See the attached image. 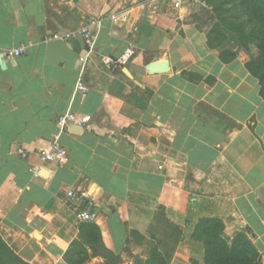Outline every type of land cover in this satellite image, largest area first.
<instances>
[{
    "label": "crops",
    "instance_id": "crops-1",
    "mask_svg": "<svg viewBox=\"0 0 264 264\" xmlns=\"http://www.w3.org/2000/svg\"><path fill=\"white\" fill-rule=\"evenodd\" d=\"M201 8L190 0L179 9L172 0H0V235L23 260L68 264L80 241L90 253L81 264H105L103 249L118 256L113 264H129L133 236L154 222L168 232V220L181 235L171 264H205L203 253L186 254L203 249L194 233L206 219L222 223L229 243L247 234L264 255V99L247 57L223 62L209 48ZM91 18L101 26L84 66L81 40L48 38ZM27 43L24 55L7 58ZM127 49V64L106 63ZM155 62L164 70L151 72ZM72 112L91 119L59 134L60 116ZM56 138L69 163H47L36 176L39 150ZM83 210L97 219L82 221Z\"/></svg>",
    "mask_w": 264,
    "mask_h": 264
},
{
    "label": "trees",
    "instance_id": "trees-1",
    "mask_svg": "<svg viewBox=\"0 0 264 264\" xmlns=\"http://www.w3.org/2000/svg\"><path fill=\"white\" fill-rule=\"evenodd\" d=\"M213 5V12L218 22L208 33L207 44L210 49L222 47L225 41H230L227 33L233 36L235 44L242 46L247 50L250 45L256 46V52H249L250 59L246 63V68L260 84V95L264 99V0H207ZM222 27L226 28L220 36ZM219 32L221 43L216 44ZM222 58L225 57L222 55ZM237 53L230 54L224 61L235 59ZM170 233L166 232L168 242L162 244L160 240L152 244L149 257L143 264H171L177 246L181 241L180 230L170 221L165 220ZM87 232L98 231L95 225H90ZM222 223L218 220H202L194 233V238L203 242L205 246V264H262L259 259L253 242L246 234H238L229 244L220 234ZM99 233V231H98ZM168 233V235H167ZM85 238V241L91 246L101 245L100 240L94 238ZM107 261L105 264H113L118 259L114 253L103 249ZM90 257L85 242L74 241L71 248L65 254V260L68 264H81ZM0 264H30L18 256L2 239L0 235Z\"/></svg>",
    "mask_w": 264,
    "mask_h": 264
},
{
    "label": "built area",
    "instance_id": "built-area-1",
    "mask_svg": "<svg viewBox=\"0 0 264 264\" xmlns=\"http://www.w3.org/2000/svg\"><path fill=\"white\" fill-rule=\"evenodd\" d=\"M175 8L179 9L183 6L184 0H172ZM192 2L203 5V7L207 8V4L203 0H190ZM101 26V22L97 18H91L88 23L82 25L80 28L75 30H68L63 32H54L48 39L58 40L63 42H69L73 39H79L82 41L84 45V53L81 56V61L84 66L89 61L90 57L95 53L96 43L98 39V33L94 30L96 27L98 30ZM31 43L23 44L18 48H12L6 51V56L8 59H14L16 57H21L25 54L28 47ZM134 55V51L132 49H127L119 58L113 59L112 57H107L105 59L107 64L113 65L114 67H120L128 63V61ZM77 90L81 93H86V88L83 82L82 76L79 78L77 82ZM91 119L90 115L80 116L77 113H67L60 116L58 124H59V134L64 133L70 125H80L84 126ZM22 156L24 158L28 157L27 152H23ZM40 164L33 166L31 168L32 172L39 176L40 171L46 168V164L50 162H56L61 166L69 163V155L67 149L63 146L62 143L59 142L58 138L54 140L52 145L49 148L41 149L38 153ZM161 168V167H160ZM68 197L74 198H84V193H77L74 190H70L68 192ZM88 204L90 206H96V203L93 199L88 200ZM78 217L82 221L94 222L97 219V214L95 212H89L86 210L80 211L78 213ZM262 264H264V255L262 256Z\"/></svg>",
    "mask_w": 264,
    "mask_h": 264
},
{
    "label": "rangeland",
    "instance_id": "rangeland-1",
    "mask_svg": "<svg viewBox=\"0 0 264 264\" xmlns=\"http://www.w3.org/2000/svg\"><path fill=\"white\" fill-rule=\"evenodd\" d=\"M206 2V6L207 8H204L203 9V5L202 8L200 10H198L199 12H196L197 16L201 17L202 20H203V25H202V29H206L207 30V33H206V37L208 36V33L210 32V30L212 28H214V26L220 21L218 20H215V14L213 12V5L212 4H209L207 2V0H203ZM207 22V24H206ZM226 30V28L222 27L221 31L220 32V36L223 34V32ZM219 32H217L215 34V37L218 36V38L220 37L219 36ZM227 37L230 39V41H225L222 45V47H219L218 48H214L212 49L217 56H219V58L223 61V62H227V61H224L226 58H229L230 54H234V53H237V57L242 55L244 58H248L250 59L249 57V52H256L257 49H256V46L251 44L250 45V49H246L242 46H238L237 44H235V41L233 39V36L230 34V33H227ZM207 41H208V38H207ZM219 41L221 43V37L219 38V40L217 39L216 40V44H218ZM224 56V58H222L221 56ZM235 58V59H236ZM235 59H231L230 61H233ZM228 61V62H230ZM170 233V231H168ZM166 232L162 229V227H160L157 223L154 222V224L151 225L150 228L147 229V231L145 232V234H141L140 232L139 233H136L134 236H133V239L131 241V243L129 244V246L127 247V250H126V259L125 261L127 260V262H130L128 260H131L132 263H129V264H143V262L148 259L149 257V251H150V248H151V245L154 243H158L160 240H162V244L161 246L163 245V243H166V241L168 242V239H167V236L165 234ZM221 236L223 238H225L227 240V238L224 236V230H221L220 232ZM245 234V233H244ZM168 235V233H167ZM247 235V234H246ZM247 237L249 238V236L247 235ZM194 239V238H193ZM250 239V238H249ZM251 240V239H250ZM202 245H203V249H199L197 247V249H192L190 243L188 242V244L190 245V248H187V254L186 256H190V260H193L194 258H196L199 253H203V259L205 258V246L203 244L202 241L198 240ZM252 241V240H251ZM227 242L229 243V241L227 240ZM231 244V243H229ZM178 247V246H177ZM185 256V257H186ZM259 259L262 263V256L259 255ZM186 260H187V257H186ZM120 261V260H119ZM117 261L115 262L116 264H122V262L120 261ZM204 263H205V260H204Z\"/></svg>",
    "mask_w": 264,
    "mask_h": 264
},
{
    "label": "water",
    "instance_id": "water-1",
    "mask_svg": "<svg viewBox=\"0 0 264 264\" xmlns=\"http://www.w3.org/2000/svg\"><path fill=\"white\" fill-rule=\"evenodd\" d=\"M165 68V64L164 63H157L155 62L151 67H150V71L151 72H160L162 70H164ZM82 127V126H79Z\"/></svg>",
    "mask_w": 264,
    "mask_h": 264
}]
</instances>
